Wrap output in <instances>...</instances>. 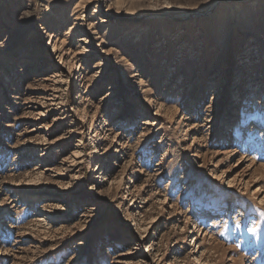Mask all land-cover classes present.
I'll return each instance as SVG.
<instances>
[{
	"label": "rangeland",
	"instance_id": "374dc122",
	"mask_svg": "<svg viewBox=\"0 0 264 264\" xmlns=\"http://www.w3.org/2000/svg\"><path fill=\"white\" fill-rule=\"evenodd\" d=\"M0 264H264V0H0Z\"/></svg>",
	"mask_w": 264,
	"mask_h": 264
},
{
	"label": "bare ground",
	"instance_id": "6f19581e",
	"mask_svg": "<svg viewBox=\"0 0 264 264\" xmlns=\"http://www.w3.org/2000/svg\"><path fill=\"white\" fill-rule=\"evenodd\" d=\"M53 41H54V40H53ZM83 53H85V55H83V57H84V58L87 57V52L84 51ZM48 91H54V93H58V91H56V89H55V90L47 89V92H48ZM94 171H95V170H94ZM224 221H227V219L224 220ZM216 222H219V220L217 219Z\"/></svg>",
	"mask_w": 264,
	"mask_h": 264
}]
</instances>
